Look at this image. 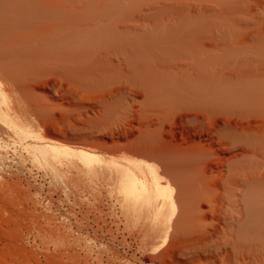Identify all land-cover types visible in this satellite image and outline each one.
<instances>
[{"label":"rangeland","instance_id":"374dc122","mask_svg":"<svg viewBox=\"0 0 264 264\" xmlns=\"http://www.w3.org/2000/svg\"><path fill=\"white\" fill-rule=\"evenodd\" d=\"M177 1L211 9L191 21L216 28L204 42L213 43L217 53L214 67L222 78L217 85L220 100L240 95L239 75L261 79L264 90V0H240L242 9L231 19L219 12L226 0ZM157 2L0 0V83L11 105L27 109L23 125L35 134L47 130L51 141L89 149L107 164L91 170L69 162L53 167L27 148L42 142L22 141L6 128L0 129V264H207L211 259L208 252L198 253L193 261L183 255L199 238L176 235L172 245L164 243L169 216L156 213V200L138 198L132 178L151 191L153 175L131 162L157 165L160 175L172 180L168 154H191L202 145L209 149L208 136L196 137L198 122L176 110L165 114L166 118L148 117L152 109L143 95L128 100L132 109L126 118L100 121V102L110 88L83 95L58 68L60 61L69 62L82 48L92 53L103 34L110 33L100 27L121 13L138 10L141 16L139 11L144 10L148 20L142 25L156 21L150 17L157 12ZM224 24L227 28L217 29ZM76 32L81 34L72 35ZM137 34L149 37L151 32L142 28ZM202 67L207 68V63ZM80 101H85L86 110ZM38 116L39 127L33 123ZM258 120L263 122L264 136V113ZM207 125L203 120L209 129ZM149 144L158 148V156L149 154ZM214 148L219 150L216 160L223 163L215 176H227V162L243 153L225 152L220 145ZM173 179L178 183L164 181L174 189L170 198L180 188L179 178ZM211 186L218 198L225 194L221 183ZM201 209L203 214L211 210L206 204ZM213 219L209 216L207 222Z\"/></svg>","mask_w":264,"mask_h":264},{"label":"bare ground","instance_id":"6f19581e","mask_svg":"<svg viewBox=\"0 0 264 264\" xmlns=\"http://www.w3.org/2000/svg\"><path fill=\"white\" fill-rule=\"evenodd\" d=\"M169 1L171 4H167ZM176 1L158 0V6L154 7L157 12L150 17L156 21L147 26L141 24L148 20L144 10L139 11L141 16L138 10L120 12L119 16L100 27L102 30L106 27L110 33L103 34L92 53L82 48L69 62L60 61L58 68L65 78L83 91V95L110 88V93L100 102V121L126 118L132 109L128 100L139 95L146 96L149 101L152 110L148 117L165 116L176 110L197 121L200 127L196 137L208 136L211 143L206 145L209 149L202 145L191 154H168L172 180L160 175L157 165L131 162L141 172L147 170L153 175L149 191L127 171L137 184L138 198L156 200V213L169 216L165 244H171L176 235L181 239L199 238V242L182 251L183 255H188L187 259L194 260L198 253L208 252L211 259L207 264H217V261L222 264H264V136L263 122L258 120L264 113L262 80L247 74L239 75V82L243 85L240 95L227 98L226 102L220 100L217 85L222 78L214 67L217 53L213 43L204 42L216 28L207 29L191 21L207 15L211 9ZM239 1H224L219 12L231 19L242 9ZM185 19L188 21L184 22ZM218 27V30L224 29L227 25ZM142 28L151 32L149 37L137 34ZM78 34L81 32L72 33ZM204 62L208 67L203 69ZM139 89L141 93L135 92ZM80 102L81 109L86 110L85 101ZM25 110L24 105L19 110L15 103H9V95L0 83V129L6 128L22 141L35 139L42 142V145H27V148L53 167L64 162L77 163L89 170L95 165H107L99 154L89 149L49 140L47 130L35 134L27 129L23 125L24 117L28 116ZM37 112L43 114L41 109ZM203 120L207 121L209 129L203 126ZM33 123L41 126L39 116L33 119ZM215 145L222 146L221 150L225 152L243 153L242 157L227 162V176H215L223 165L216 160L219 150L214 148ZM0 148L3 147L0 145ZM147 150L154 157L160 154L152 144ZM175 175L179 178L180 188L170 198L174 189L164 181L178 183L173 179ZM219 183L225 189L220 198L215 195L214 187L209 189L211 184ZM205 204L211 210L203 214L201 208ZM180 212H183L182 218H179ZM209 216L214 218L210 224L207 222Z\"/></svg>","mask_w":264,"mask_h":264}]
</instances>
